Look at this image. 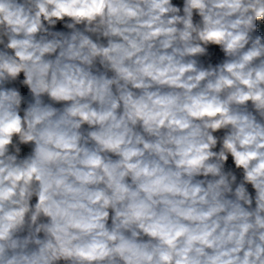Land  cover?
Segmentation results:
<instances>
[{"label": "clouds", "instance_id": "1", "mask_svg": "<svg viewBox=\"0 0 264 264\" xmlns=\"http://www.w3.org/2000/svg\"><path fill=\"white\" fill-rule=\"evenodd\" d=\"M0 264H264V0H0Z\"/></svg>", "mask_w": 264, "mask_h": 264}]
</instances>
